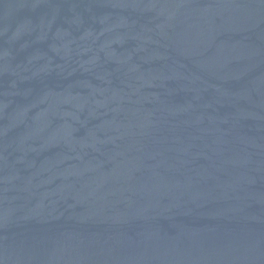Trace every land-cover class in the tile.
<instances>
[{"label": "water", "instance_id": "obj_1", "mask_svg": "<svg viewBox=\"0 0 264 264\" xmlns=\"http://www.w3.org/2000/svg\"><path fill=\"white\" fill-rule=\"evenodd\" d=\"M0 264H264V0H0Z\"/></svg>", "mask_w": 264, "mask_h": 264}]
</instances>
